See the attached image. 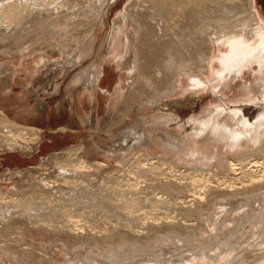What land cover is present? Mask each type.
<instances>
[{
  "label": "bare ground",
  "instance_id": "1",
  "mask_svg": "<svg viewBox=\"0 0 264 264\" xmlns=\"http://www.w3.org/2000/svg\"><path fill=\"white\" fill-rule=\"evenodd\" d=\"M120 1L0 0V77L14 59L34 61L32 74L79 65L99 26L105 57L126 69L114 114L93 127L95 149L83 141L49 154L47 174L25 162L0 174V264H264V108L253 120L243 108L264 104V6L128 0L110 22ZM100 67L70 84L95 83ZM208 89L222 97L189 119L192 130L171 127L179 115L163 100ZM24 111L0 108V152L48 146Z\"/></svg>",
  "mask_w": 264,
  "mask_h": 264
},
{
  "label": "rangeland",
  "instance_id": "2",
  "mask_svg": "<svg viewBox=\"0 0 264 264\" xmlns=\"http://www.w3.org/2000/svg\"><path fill=\"white\" fill-rule=\"evenodd\" d=\"M127 1L121 0L119 2L111 15L110 22L122 11ZM260 2L264 6V0H260ZM106 34V29L99 26L94 53L81 61L79 65L68 68L64 72L60 70V67L57 72L48 68H39L37 72L32 74L27 67L35 65L34 61L28 58L21 64L17 59H14L11 63L12 69L0 77V108L4 106V109H7L12 115L19 114L23 108L31 110L33 113L24 111L23 116L48 132L41 142L42 145L48 144L45 150L40 148L32 154H23L21 151L0 152V174L7 173L9 167L19 166L21 162H25V167L38 168L40 173L47 174L49 167L43 165V162L49 154L60 152L65 147L77 145L83 141H86L92 150L95 149V143L100 142L99 134L101 132L98 133V130L93 127L96 123L99 127L105 126L114 114L113 102L117 93L116 87L126 72V69L119 67L115 60L105 57L108 42L103 47L102 43ZM96 61H100L102 67L97 70L99 77L95 83L88 82L86 84L87 82L82 80L78 84H70L81 69ZM248 78H250L249 75H243L238 78L236 83ZM125 82L128 84L131 79L128 78ZM94 87L96 88L92 90ZM89 88H92V92ZM237 92L235 87L223 98L232 99ZM219 94H215L210 89L193 94L183 93L179 96L175 95L174 98L163 100L160 105L164 112H172L171 109L166 108L175 105L176 109L173 110L179 115V119L171 122V127L182 125L183 132L188 133L192 130L189 119L200 116L203 109L210 107L211 103L219 99L218 96L222 97V94ZM150 108L153 109V106ZM243 108L246 116L253 120L258 111L264 108V104L248 103L244 104ZM62 125H69L72 128L67 132H54V129ZM52 137H66V140L63 144L52 146L54 143ZM8 155H16L19 162L9 164ZM114 164L116 165V163ZM6 190L4 187V191ZM190 250L184 248L180 252L183 253L182 255H191ZM180 252H174V259L181 257L177 255ZM260 253L261 250L258 249L253 252V255L258 256ZM54 257V262L62 258L61 253L57 252L54 253ZM167 257H171V254H167Z\"/></svg>",
  "mask_w": 264,
  "mask_h": 264
}]
</instances>
